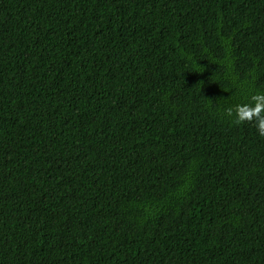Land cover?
Masks as SVG:
<instances>
[{"label":"trees","instance_id":"1","mask_svg":"<svg viewBox=\"0 0 264 264\" xmlns=\"http://www.w3.org/2000/svg\"><path fill=\"white\" fill-rule=\"evenodd\" d=\"M0 264H264V0H0Z\"/></svg>","mask_w":264,"mask_h":264}]
</instances>
